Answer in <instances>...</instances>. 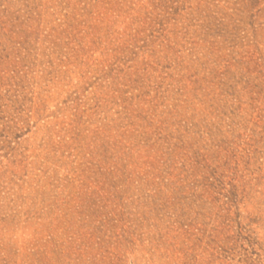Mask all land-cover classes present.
<instances>
[{"label": "rangeland", "instance_id": "1", "mask_svg": "<svg viewBox=\"0 0 264 264\" xmlns=\"http://www.w3.org/2000/svg\"><path fill=\"white\" fill-rule=\"evenodd\" d=\"M0 264H264V0H0Z\"/></svg>", "mask_w": 264, "mask_h": 264}]
</instances>
